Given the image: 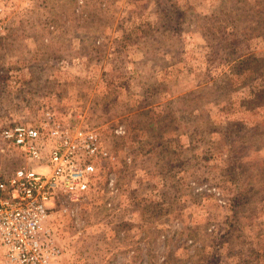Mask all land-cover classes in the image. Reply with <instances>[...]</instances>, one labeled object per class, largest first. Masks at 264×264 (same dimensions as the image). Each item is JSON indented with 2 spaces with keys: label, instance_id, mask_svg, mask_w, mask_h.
Segmentation results:
<instances>
[{
  "label": "rangeland",
  "instance_id": "1",
  "mask_svg": "<svg viewBox=\"0 0 264 264\" xmlns=\"http://www.w3.org/2000/svg\"><path fill=\"white\" fill-rule=\"evenodd\" d=\"M6 8L0 132L51 111L113 156L60 264H264V0Z\"/></svg>",
  "mask_w": 264,
  "mask_h": 264
},
{
  "label": "built area",
  "instance_id": "2",
  "mask_svg": "<svg viewBox=\"0 0 264 264\" xmlns=\"http://www.w3.org/2000/svg\"><path fill=\"white\" fill-rule=\"evenodd\" d=\"M10 0H0L4 13ZM0 149L22 163L0 173V264H60L55 222L76 217L107 173L112 154L97 129H71L47 111L0 132Z\"/></svg>",
  "mask_w": 264,
  "mask_h": 264
}]
</instances>
